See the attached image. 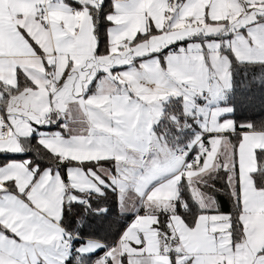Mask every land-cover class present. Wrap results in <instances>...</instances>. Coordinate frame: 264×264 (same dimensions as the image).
I'll return each instance as SVG.
<instances>
[{
  "label": "snow or ice",
  "instance_id": "6c2138e0",
  "mask_svg": "<svg viewBox=\"0 0 264 264\" xmlns=\"http://www.w3.org/2000/svg\"><path fill=\"white\" fill-rule=\"evenodd\" d=\"M0 264H264V0H0Z\"/></svg>",
  "mask_w": 264,
  "mask_h": 264
}]
</instances>
